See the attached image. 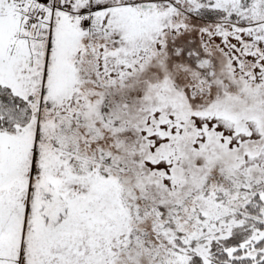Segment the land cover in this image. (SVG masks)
Masks as SVG:
<instances>
[{"label": "snow or ice", "instance_id": "6c2138e0", "mask_svg": "<svg viewBox=\"0 0 264 264\" xmlns=\"http://www.w3.org/2000/svg\"><path fill=\"white\" fill-rule=\"evenodd\" d=\"M0 264H264V0H0Z\"/></svg>", "mask_w": 264, "mask_h": 264}]
</instances>
